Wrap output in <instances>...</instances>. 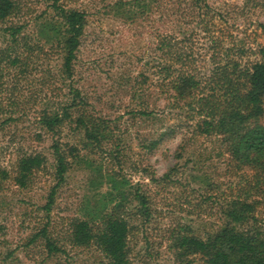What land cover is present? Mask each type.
<instances>
[{"label":"rangeland","instance_id":"obj_1","mask_svg":"<svg viewBox=\"0 0 264 264\" xmlns=\"http://www.w3.org/2000/svg\"><path fill=\"white\" fill-rule=\"evenodd\" d=\"M131 1L60 0L69 9L87 13L72 82L85 97L88 112L108 121L113 139L86 145L83 131L64 123L55 136L44 132L43 140L35 141L30 117L12 122V149L6 148L8 139L0 138L2 163L12 166L18 148L41 152L47 162L29 188L16 186L12 179L0 185V264H112L97 246H72L65 239L73 218L111 211L114 203L105 195L108 184L100 170L103 175L114 171L127 181L124 190L131 203L126 212L132 226L129 264H173L171 234L180 229L201 236L214 232L225 221L223 207L253 180L254 170L237 165L221 136L201 134L197 118L172 106V99L155 85L159 34L177 25L173 16L162 15L157 4L134 15ZM21 2L29 30L44 18H56L46 0ZM209 2L219 12L218 26L227 32L226 46L235 47L233 56L242 49L244 64L259 59V48L264 46V0ZM44 46L46 63L59 73L61 55ZM67 92L63 87L49 96L66 100ZM259 121L264 126V114ZM55 140L76 144L79 158L67 172L50 214L49 235L64 251L49 254L42 237L30 239L47 222L42 208L55 183ZM153 141L159 142L151 147ZM137 188L149 198V215L139 211L141 204L132 199ZM255 215L264 230V201Z\"/></svg>","mask_w":264,"mask_h":264},{"label":"trees","instance_id":"obj_2","mask_svg":"<svg viewBox=\"0 0 264 264\" xmlns=\"http://www.w3.org/2000/svg\"><path fill=\"white\" fill-rule=\"evenodd\" d=\"M46 1L52 3L56 18H44L32 31L21 0H0V138L8 139L6 148L12 149V122L30 117L36 129L32 132L35 141H42L44 132L55 136L64 123H70L83 131L86 145H102L113 139L108 121L88 112L85 97L72 82L87 13L69 9L60 0ZM132 3L130 12L134 15L157 4L162 15L166 19L173 16L177 25L175 30L159 34L155 85L172 99V106L181 108L187 117L197 118L201 134L221 136L239 167L254 170L244 193L223 207L225 221L217 230L205 236L181 229L171 234L173 264H193L196 260L199 264H264V230L255 215L264 201V126L259 121L264 114V46L259 48V59L245 64L240 60L242 49L233 56L235 47L226 46L227 32L218 26L215 19L219 12L209 0H133L129 4ZM44 45L61 55L59 73L46 63L48 49ZM67 79L70 82L66 84ZM63 87L68 89V99L50 97ZM158 142L153 141L151 147ZM52 147L55 183L42 208L47 222L30 239L35 242L42 237L49 254L64 251L49 235L50 214L67 172L79 158L76 144L55 140ZM2 162L0 155V185L12 179L13 184L26 189L34 184L47 158L41 152L18 148L12 166ZM100 172L108 184L105 195L114 203L111 211L101 210L96 217L73 218L65 239L72 246H97L112 264H129L132 226L126 212L131 203L124 190L127 181L114 171L106 175ZM132 199L141 204L139 211L150 214L149 198L140 188Z\"/></svg>","mask_w":264,"mask_h":264}]
</instances>
